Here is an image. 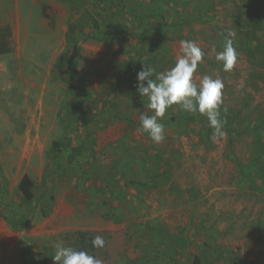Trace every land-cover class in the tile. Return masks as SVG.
<instances>
[{"label":"rangeland","instance_id":"1","mask_svg":"<svg viewBox=\"0 0 264 264\" xmlns=\"http://www.w3.org/2000/svg\"><path fill=\"white\" fill-rule=\"evenodd\" d=\"M102 1L0 0V208L32 217L20 230L0 217L12 264H55V242L78 232L107 241L104 264H264V0ZM181 40L205 53L198 79L224 81L221 143L178 106L162 143L139 130L137 73L173 67Z\"/></svg>","mask_w":264,"mask_h":264},{"label":"clouds","instance_id":"2","mask_svg":"<svg viewBox=\"0 0 264 264\" xmlns=\"http://www.w3.org/2000/svg\"><path fill=\"white\" fill-rule=\"evenodd\" d=\"M234 38L235 33L229 31L223 40L222 50L215 55L216 62L225 73L232 72L238 63L239 53L234 46ZM204 56V51L195 41L181 40L179 55L170 69L156 72L152 65L142 64L141 71L137 73V92L143 98L145 111L139 118V130L146 133L153 143L160 144L164 141L165 126L160 121L173 106L192 115L205 116L212 129L211 142L218 144L226 140L227 120L221 114L224 81L218 76L196 77ZM92 245L102 249L106 241L97 235L93 238ZM53 247L52 259L55 264H104L102 259L86 251L65 246L62 240H57Z\"/></svg>","mask_w":264,"mask_h":264},{"label":"trees","instance_id":"3","mask_svg":"<svg viewBox=\"0 0 264 264\" xmlns=\"http://www.w3.org/2000/svg\"><path fill=\"white\" fill-rule=\"evenodd\" d=\"M102 2L105 3V1H102ZM91 31L94 33L93 34L94 36H98L101 34L103 35V31H102L101 26H100V21L94 16H92V18H91ZM151 31L152 32H159V31H161V29H151ZM105 37H107V35H103V38H105ZM69 39H70V36H69ZM75 50H77V47H75ZM8 52H10V51L7 50L6 46L3 44H0V54H6ZM33 186H34L33 181L30 178V176H28V175H25L22 178V180L20 181V184L18 186L21 197L27 202H31L35 199L34 192L32 191ZM2 208H0V217H3L7 221H9V223L12 225V227L16 230L25 229L27 227L28 223L32 220V217H28V218L27 217H21L18 221H13L5 213V212H7V210L2 209ZM71 237L74 239V242L70 243L68 246L73 247L77 251H86L90 255H93L95 257H97L98 252L104 250L107 246V241L105 240L106 245L104 248H102V249L94 248L92 245V240H93L94 236L91 235L90 233H87V232H78V233H75L74 235H71L70 238ZM195 263L197 264V261Z\"/></svg>","mask_w":264,"mask_h":264},{"label":"crops","instance_id":"4","mask_svg":"<svg viewBox=\"0 0 264 264\" xmlns=\"http://www.w3.org/2000/svg\"><path fill=\"white\" fill-rule=\"evenodd\" d=\"M2 227L8 232L7 241L5 245L4 241L1 240L0 236V264H12L13 263V252L17 250V242L11 243L12 231L9 227H6L4 223H1Z\"/></svg>","mask_w":264,"mask_h":264}]
</instances>
